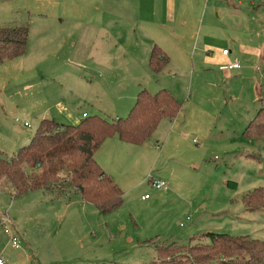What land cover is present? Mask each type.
<instances>
[{"label":"rangeland","instance_id":"obj_1","mask_svg":"<svg viewBox=\"0 0 264 264\" xmlns=\"http://www.w3.org/2000/svg\"><path fill=\"white\" fill-rule=\"evenodd\" d=\"M149 2L0 0V28L27 26L23 56L0 64V103H12L0 115L4 159L43 118L62 125L75 124L65 115L80 119L82 112L124 118L139 90L153 94L160 76L177 74L165 68L154 75L146 54L140 67L132 50L141 36H185L189 53L197 49L190 83L189 70H182L174 120L163 119L142 145H129L136 163L117 160L124 169L123 178H111L122 195L118 208L101 214L68 192L0 191L3 263L150 264L157 259L155 245H187L203 233L264 241V209L246 211L240 202L245 193L264 188V138L242 137L264 103V0H174V19L184 28L166 22L157 0L152 8ZM203 49L229 51L240 70L217 73V65L198 61ZM91 56L102 61L98 67ZM184 65L191 66L186 60ZM60 104L64 117L55 111ZM43 111L49 113L39 116ZM9 138L16 141L12 152ZM148 177L166 188H151ZM144 195L148 200L140 199ZM12 238L17 249L10 247Z\"/></svg>","mask_w":264,"mask_h":264},{"label":"trees","instance_id":"obj_2","mask_svg":"<svg viewBox=\"0 0 264 264\" xmlns=\"http://www.w3.org/2000/svg\"><path fill=\"white\" fill-rule=\"evenodd\" d=\"M26 40V25L1 27L0 63L21 57ZM166 64L165 55L153 47L149 70L157 74ZM179 106L167 90L153 94L139 90L124 118L106 120L99 115H85L75 126L43 119L25 145L9 159L0 157V191L8 190L13 196L38 190L68 192L101 214L111 212L122 203L121 191L94 161L95 152L110 138L142 145L163 119L175 117ZM242 137L253 141L264 138V103L246 123ZM240 202L246 211L264 209V188L245 193ZM155 251L157 259L150 264H264V241L245 235L203 233L187 245L157 244Z\"/></svg>","mask_w":264,"mask_h":264},{"label":"crops","instance_id":"obj_3","mask_svg":"<svg viewBox=\"0 0 264 264\" xmlns=\"http://www.w3.org/2000/svg\"><path fill=\"white\" fill-rule=\"evenodd\" d=\"M157 2L162 7V9L166 10L165 18L167 19L166 22H168V24H174L175 23V25L180 27V28L185 27V23L182 20L174 19V5H175L174 0H157ZM148 8H152L151 0L149 2ZM184 37L185 36H177V37L173 36L172 39H174V40H172V39L168 38L167 36H157V39L154 36H141L142 40L140 39V41H138V46L140 45V47L138 49L135 48L134 50H132V54L134 55V57L137 58V59L136 58L135 59L138 61L139 65L142 63V61L144 59V54H146L145 65L147 68H148L147 63H148L149 53L153 47H156L157 49H159L161 51L162 54L165 55V57L167 58V64H166L165 68L168 69L169 72H176L177 74H174L172 76H166V77L160 76L159 81H161V82L159 84H157V82H156V87L159 88L158 90H160V89L167 90L177 102H179L177 98H178V96H180L179 93H177L178 87L180 85L179 80L184 78L183 76H184V74H186V70H189L188 82L190 83V72L193 70V66H194V62H195V55H193V54L195 52L197 53V49H193V47H192V49H193L192 52L189 53V47H188V43H187L188 38H186L185 46H184L183 45ZM123 38L124 37H122V39ZM127 39H130V38H127ZM165 48H167V49H165ZM227 52L228 53L226 56H222L221 54H218V52L211 53V52H209V51L207 52V51H205V49H203L201 51V53H200V51L198 52L197 57L200 58V59H198L199 62H204V63L206 62V63H210L211 65H217V68H216L217 73L226 74L228 71L229 72L230 71H239L240 70L239 67L237 69H230V70L223 68L225 65L222 66L221 62H223V63L227 62L228 65L232 64V63H236V58H232L231 53L229 51H227ZM249 55H252V54L250 53ZM76 56H78V55H76ZM86 58H87V56H86ZM92 59L93 58L91 56L88 60H92ZM185 60L191 64V66H188V68H185V65H184ZM92 61H94V62H91V61L90 62H91L93 67H98V65H100V62H102V61H99V59H96V61L95 60H92ZM142 66H144V63H142L140 65V67H142ZM165 68H163L162 71ZM184 69H186V70L184 72H182V70H184ZM148 70H149V68H148ZM214 70H215V67H213V71ZM94 71H96V70H94ZM67 72L72 73L76 76L79 75L76 70H73L71 68H69ZM161 72L154 74V75L158 76ZM191 73L193 74V72H191ZM213 73H215V72H213ZM78 78L82 79L83 77L79 76ZM84 82H88V81H84ZM58 88L60 89V91H62L64 87H63V85H60V83H59ZM4 105L6 107H8V106L11 107L12 103H8V102L0 103V115L1 114L5 115L6 110H8V109L4 108ZM179 109H178V112H179ZM22 110H23V108H22ZM8 111H10V108ZM55 111H57V113L59 114L60 117H64L63 116L64 108H62L61 104H60V106L57 107V109ZM178 112H177V114H178ZM44 113L47 114V113H49V111L48 112L43 111L42 113L39 114V116H43ZM82 115H87V114L82 112L80 114V119L82 118ZM176 115H175V117H176ZM66 117L68 118V120L74 121L75 124L73 126L77 125L78 122L80 121V119L77 116H76V118H73L72 115L67 114V115H65L64 118H66ZM174 118L172 120H168V121L172 122L174 120ZM43 119H41V120H43ZM22 126H23V123H22ZM27 126H28V124H27ZM27 126H25V127H27ZM29 139L28 140L26 138L24 140L22 139L21 145H23V144L25 145V143H27L29 141ZM15 146H16V141L9 138L8 144H7V150H9V152L10 151L12 152V151H14ZM132 147L133 146H129L127 144H123V143L119 142L116 138H110V139L105 140L102 143L100 148L95 152L93 158H94V161L97 163V165L102 169V171L107 176H109L110 178H114L115 176L117 178H123L124 171H122V170H124V169L123 168L119 169V162L117 160L123 159L124 157H127L130 163H136L137 160L135 159V157L133 155H131V154H133V152H132L133 150H131ZM128 154H130V155H128ZM110 161H116V162L113 164H110ZM106 165H108L109 167L106 168ZM111 170L114 172H111ZM0 194H2V193L0 192ZM145 200H148V197L146 199H143L142 201H145ZM3 264H5V263H3Z\"/></svg>","mask_w":264,"mask_h":264},{"label":"built area","instance_id":"obj_4","mask_svg":"<svg viewBox=\"0 0 264 264\" xmlns=\"http://www.w3.org/2000/svg\"><path fill=\"white\" fill-rule=\"evenodd\" d=\"M227 51L225 50H222L221 51V55L222 56H226L227 55ZM224 69H227V70H230V69H237L238 68V65L235 64V63H232V64H229V65H226L223 67ZM85 115H82V117H84ZM23 126H27L26 123H23ZM147 183L150 185L151 188L155 189V190H161V189H165L166 186L163 182H160V181H157V180H154L153 178L151 177H148L147 178ZM147 196L144 195L142 196L140 199L143 200V199H146ZM186 220H188V218H186ZM180 227L182 226V224L179 225ZM10 247L12 249H17L18 248V241L14 238L11 239V244H10ZM0 264H3V261L0 259Z\"/></svg>","mask_w":264,"mask_h":264}]
</instances>
